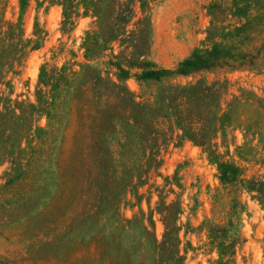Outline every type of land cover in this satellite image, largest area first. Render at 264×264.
I'll use <instances>...</instances> for the list:
<instances>
[{"label":"rangeland","instance_id":"obj_1","mask_svg":"<svg viewBox=\"0 0 264 264\" xmlns=\"http://www.w3.org/2000/svg\"><path fill=\"white\" fill-rule=\"evenodd\" d=\"M0 264H264V0H0Z\"/></svg>","mask_w":264,"mask_h":264},{"label":"trees","instance_id":"obj_2","mask_svg":"<svg viewBox=\"0 0 264 264\" xmlns=\"http://www.w3.org/2000/svg\"><path fill=\"white\" fill-rule=\"evenodd\" d=\"M204 66H206L205 63L196 65L195 62L191 58H188L179 64V66L175 72L180 73V74H184V73L190 71L191 69L193 70V69L201 68ZM163 72L164 73H172L171 71H168V70H164ZM158 73L159 72L156 70H151V71H149L148 74L150 76H155Z\"/></svg>","mask_w":264,"mask_h":264}]
</instances>
